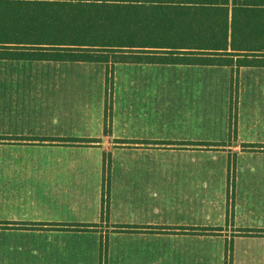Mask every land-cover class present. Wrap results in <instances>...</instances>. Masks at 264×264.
I'll list each match as a JSON object with an SVG mask.
<instances>
[{"label":"crops","instance_id":"0c3cea01","mask_svg":"<svg viewBox=\"0 0 264 264\" xmlns=\"http://www.w3.org/2000/svg\"><path fill=\"white\" fill-rule=\"evenodd\" d=\"M120 65L176 69L169 115L153 101L156 92L133 82L120 107L115 100L113 124L101 138L61 126L0 132V264H225L227 245L231 264H264V67L236 74L231 140L229 67ZM185 98L190 106L183 110ZM80 139L101 143L86 148ZM51 148L68 154L51 157ZM82 150L99 157L91 162L76 154ZM31 155H40L41 165ZM104 155L110 169L101 218Z\"/></svg>","mask_w":264,"mask_h":264},{"label":"trees","instance_id":"16d2710c","mask_svg":"<svg viewBox=\"0 0 264 264\" xmlns=\"http://www.w3.org/2000/svg\"><path fill=\"white\" fill-rule=\"evenodd\" d=\"M0 60L103 64L107 112L112 108L108 81L117 64L220 66L229 67L235 77L240 68L264 67V0H0ZM235 130L236 96L231 92V140ZM104 161L101 218L108 208L110 167ZM234 169L233 155L229 179ZM176 230L181 229H165ZM225 264H231L230 245Z\"/></svg>","mask_w":264,"mask_h":264},{"label":"rangeland","instance_id":"374dc122","mask_svg":"<svg viewBox=\"0 0 264 264\" xmlns=\"http://www.w3.org/2000/svg\"><path fill=\"white\" fill-rule=\"evenodd\" d=\"M105 68L103 64H83L81 67L78 64H66L61 67V63L41 61L0 63V132L6 133L16 126L23 127L24 130L20 128V131L32 133L37 128L41 130L61 126L74 129L73 133L81 138H101L105 135V124L107 135L113 124L115 100L120 107L124 96L128 94V85L133 82L145 84L144 90L147 92H156L153 101L161 104L163 116L169 115L173 107L169 97L172 82L170 76L176 73L175 68L156 66L128 69L126 65L114 66L108 81L112 90V108L107 112ZM245 74L243 77L247 78ZM229 81L230 96L231 92L236 96L240 80L237 81L230 74ZM188 106L190 104L185 98L181 109L186 110ZM100 143L82 146L96 148ZM22 147L15 146L13 149L22 150ZM27 148L36 150L33 147ZM52 150L51 157L68 154ZM76 154L89 155L91 162L99 157L97 150L89 153L82 150ZM103 158L106 161L104 165L108 166L109 157L104 155ZM30 160L34 165H41L40 155H31Z\"/></svg>","mask_w":264,"mask_h":264}]
</instances>
